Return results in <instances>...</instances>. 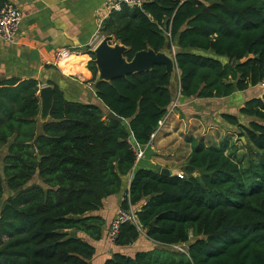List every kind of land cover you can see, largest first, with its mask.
Listing matches in <instances>:
<instances>
[{"label": "trees", "instance_id": "obj_1", "mask_svg": "<svg viewBox=\"0 0 264 264\" xmlns=\"http://www.w3.org/2000/svg\"><path fill=\"white\" fill-rule=\"evenodd\" d=\"M101 32L126 47L128 61L142 50H168L183 97H226L264 74V0H144L112 10ZM89 55L102 105L66 100L54 84L43 123L38 81L0 79V198L9 191L0 207V264H91L94 246L80 235L101 238L104 219L94 212L122 191L136 164L129 140L148 144L174 100L164 63L103 80ZM239 113L247 124L230 113L221 118L260 152L257 162L245 165L228 138L199 139L185 163L197 176L140 167L120 202L138 224L121 223L116 246L144 232L163 246L182 244L179 258L114 252L102 264H264V90Z\"/></svg>", "mask_w": 264, "mask_h": 264}, {"label": "crops", "instance_id": "obj_2", "mask_svg": "<svg viewBox=\"0 0 264 264\" xmlns=\"http://www.w3.org/2000/svg\"><path fill=\"white\" fill-rule=\"evenodd\" d=\"M2 1L16 5L22 12V19L12 41L0 39V79L33 78L38 81L39 89L46 85L51 87L57 85L66 100L102 105L94 92V82L87 63L91 59L89 52H94L107 37L101 32V27L113 10L108 1ZM108 43L112 47L116 44L124 47L113 36ZM62 49L70 51L65 58L58 57ZM158 52L165 53L173 59V70L176 75L170 73V88L176 105L163 125L156 130L151 144L144 146V156L125 178L122 191L104 199L102 207L94 212L104 219L101 238L92 240L80 235L94 246L95 253L90 260L91 264H102L114 252L133 255L137 251H153L158 257L168 251L173 254L181 252L178 247L182 244L163 246L148 239L144 232L128 246H116L109 241L110 223L120 208L124 195L127 194L133 172L140 167L155 171L166 167L174 174H181L193 141L201 139L206 144H213L224 138L229 139L234 126L231 127L225 122L221 115L233 114L241 123L247 124L250 119L240 114L239 109L245 101L260 96L264 90L256 85L221 98L183 97L179 94V71L176 69L173 54L170 55L168 50ZM97 79H100L98 69ZM47 120L49 116L45 121ZM38 121L45 122L40 120L39 115ZM230 143L233 142L230 140ZM233 144L235 145V142ZM178 258L179 256L175 259Z\"/></svg>", "mask_w": 264, "mask_h": 264}, {"label": "water", "instance_id": "obj_3", "mask_svg": "<svg viewBox=\"0 0 264 264\" xmlns=\"http://www.w3.org/2000/svg\"><path fill=\"white\" fill-rule=\"evenodd\" d=\"M111 36H107L101 41V43L94 50L95 59L94 62L100 74V79L109 80L113 77L142 71L149 69L154 63H164L169 73H172L174 64L171 56L162 52H154L151 49L142 50L137 52L131 60H126L124 52L126 47L124 46H110L108 43ZM40 100V113L39 118L41 121H45L49 116V111L52 106V87L49 85L43 86L38 92ZM106 118L114 119L123 122L122 118L116 116L112 111H108L105 115ZM195 169L191 166H187L189 174ZM159 174L162 176L174 175L173 171L163 167L159 170ZM5 199L4 194L0 198V207Z\"/></svg>", "mask_w": 264, "mask_h": 264}, {"label": "built area", "instance_id": "obj_4", "mask_svg": "<svg viewBox=\"0 0 264 264\" xmlns=\"http://www.w3.org/2000/svg\"><path fill=\"white\" fill-rule=\"evenodd\" d=\"M111 9H119L120 6L122 5H127V6H136V7H141L142 3L144 0H107ZM22 19V12L21 10L14 5L11 2H6L0 7V39L3 41H12L13 38L16 35V32L18 30V26L21 22ZM70 54V51L68 49H62L58 53L59 58H65ZM258 86L261 88H264V74L261 78V80L258 83ZM176 105L175 101L169 109L167 110L166 114L164 117L159 121V126L158 128L163 125L164 121L170 114V111L173 109V107ZM157 128V129H158ZM156 129V130H157ZM156 130L152 133L151 139L146 145H150L152 142V139L156 133ZM130 141L131 147L135 153V163H137L143 156H144V146L137 145L133 142ZM145 145V146H146ZM125 221H131L132 223H135L136 225L138 224L134 209L132 207H129V209H122L118 208L111 223L109 226V231H108V239L110 242H113L116 235L117 231L119 228V225ZM180 251H185L182 247H178Z\"/></svg>", "mask_w": 264, "mask_h": 264}, {"label": "rangeland", "instance_id": "obj_5", "mask_svg": "<svg viewBox=\"0 0 264 264\" xmlns=\"http://www.w3.org/2000/svg\"><path fill=\"white\" fill-rule=\"evenodd\" d=\"M172 73H173L172 75H176V74H174L175 70H173ZM232 129H234V130L230 131V132H232V134H229V136H230L229 140H231L233 143L235 142V146L234 147H235L236 154L239 157H242V160H243L245 165L248 163L250 158L252 159L253 162H257L258 161V154L257 153H260V152H257V150L255 148H252L250 146L248 140L244 136L239 135V131H241V130H239V129L235 128V127H232ZM4 152H5V147H3V146L1 147L0 146V161H1L2 157H3V153ZM185 169L186 168H185V164H184L183 167H182V173L184 175L189 174L188 171H186ZM192 174L197 176L198 172H196L194 170L192 172ZM8 195H9V191L6 190L5 193H4L5 199L8 197ZM182 248L184 249V247H182ZM169 252H171V251L165 252L164 255L161 256V259H164V258H177L179 256V254H173L172 252L171 253H169Z\"/></svg>", "mask_w": 264, "mask_h": 264}, {"label": "bare ground", "instance_id": "obj_6", "mask_svg": "<svg viewBox=\"0 0 264 264\" xmlns=\"http://www.w3.org/2000/svg\"><path fill=\"white\" fill-rule=\"evenodd\" d=\"M65 61H66V59H65ZM68 61V60H67Z\"/></svg>", "mask_w": 264, "mask_h": 264}]
</instances>
